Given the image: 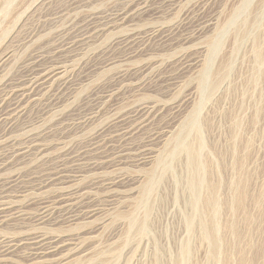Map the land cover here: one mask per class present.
Wrapping results in <instances>:
<instances>
[{"label":"rangeland","instance_id":"374dc122","mask_svg":"<svg viewBox=\"0 0 264 264\" xmlns=\"http://www.w3.org/2000/svg\"><path fill=\"white\" fill-rule=\"evenodd\" d=\"M124 1L0 0V82L18 77L19 67L29 55L51 46L60 35L72 36L73 28L89 15L103 16L123 6ZM145 1L149 10L155 11L152 17L103 32L65 62L66 75L74 79L69 97L37 123L9 135L23 138L26 132L46 131L45 150L10 162L0 171V184L12 174L27 179L30 174L52 171L59 157L65 161L61 156L65 149L81 147L112 113L135 103L146 101L166 108L165 115L171 112L167 107L179 99L180 109L147 162L137 164L131 155L103 170L102 174L120 175L125 180L109 192H93L91 199L98 212L89 219L90 224L79 218L61 225H40L44 237L74 240H67L61 251L45 257L43 263L23 259L25 250L17 248L11 256L13 264H264V0H213L212 6H207L214 11L211 24L199 32L192 23L197 18L183 21L182 14L203 0H179L171 10L163 0ZM179 24L176 38L190 34L184 44L125 59L116 58L127 54L120 45L107 55H114V61L95 64L101 58L99 53L118 36L147 32L154 37L169 34L170 27ZM183 57L194 64L179 72ZM144 59L154 61V71L149 73L152 80L148 78L144 86L131 91L123 85L126 93L117 95L113 109L107 108L91 122L80 119L95 90ZM171 74L176 81L166 87L163 81ZM43 101L28 106L21 117L35 115ZM69 122L74 126L78 122V128L58 134ZM189 144L196 146L202 163L195 191L202 201L216 199V208L203 213L206 218H199L201 205H192L190 199ZM35 192H12L13 205L25 203ZM30 211L24 208L17 217L0 223V236L31 233L35 227L26 225ZM91 224L97 225L92 232L87 229Z\"/></svg>","mask_w":264,"mask_h":264},{"label":"bare ground","instance_id":"6f19581e","mask_svg":"<svg viewBox=\"0 0 264 264\" xmlns=\"http://www.w3.org/2000/svg\"><path fill=\"white\" fill-rule=\"evenodd\" d=\"M178 1L163 0L167 10H171ZM203 1L204 3L201 5L198 4L190 11H184L182 14L183 21L191 22V17L197 18L192 22L195 26L193 29L196 32L209 26L214 16V11L212 12L207 8V6H212L214 1ZM207 12L208 15H206ZM153 14H155V11L149 10L145 0H125L123 6H119L103 16L89 15L81 24L73 28L72 36L66 37L59 34L60 36L55 41L53 40L54 42L51 46H45L46 48L44 47V49L42 48V50H37V52L29 55L19 67L18 71L20 75L18 77H11L5 80L1 78L0 145L4 144V146L0 153V171L6 166L11 165L12 163L10 162H13L19 156L37 155L45 150L43 139L47 133L46 131L32 132L30 134L26 132L23 138H9V135L16 134L18 130L26 128L30 124L37 123L44 113L69 97L74 79L66 75L67 67L65 62L70 61L79 49L89 44L96 36L103 32L113 30L127 23L132 26V23L136 20L140 21L147 17H152ZM180 25L171 26L169 34H154V37L150 33V35H147V32V34L145 32H136L132 36L130 35V37L118 36L105 48L106 51L99 53L98 57L101 58L95 64L98 65L101 62V64H108L114 61V55H107L116 46L120 45L126 49L127 54L124 56L117 55L118 57L116 56V58L125 59L129 57H144L176 43L184 44L190 38V34H180L176 38L175 33L179 30ZM60 27L62 28V26ZM193 62L191 59L181 58L178 65L179 72L194 64ZM153 63L154 61L151 59H144L143 62L132 70L118 72L107 79L99 89L95 90V92L93 91L94 94L88 99V108L80 119L86 123L91 122L105 112L107 108L113 109V102L117 99V95L126 93L125 88H127V91H131L144 86L148 78H151L149 73L154 71V69L152 70ZM174 74L176 75V73ZM155 77L157 76H153V78ZM175 78L173 74L169 75L163 81L164 85L170 87L175 83ZM123 85H126L125 88ZM122 87L124 90H122ZM190 94L191 92L186 94V96ZM41 98H44V101L40 103L38 109L36 108L35 115L32 117L28 115L21 117L25 110L28 109V106H34L37 102H40ZM178 101L168 106L169 109L167 107V112H171H166L167 114L165 115H163V111L166 108L156 107L146 101L135 103L126 109L124 108L125 110L123 111L114 112L106 122L100 124L95 129L94 133H92L93 135L87 138L81 147L73 150L70 147L65 149L61 154V156H64L65 161L62 160V157H59L52 171L38 176L28 174L30 177L27 179L21 178L19 173L4 178L0 184V223L17 217L19 214L16 213L22 211L24 208H30L31 211L29 212L26 225L27 227L34 226L35 228L29 234H19L21 235L19 237L0 236V264H13L11 256L17 253V248L25 250L23 259L34 261V263H43L45 257L61 251L67 240H74L73 238L64 239L61 236L44 237V234L39 230L40 225L44 222L61 225L73 222L79 218L86 220V223L90 224L91 221L89 219L98 212V209L92 203V194L109 192L113 187L122 184L125 180V177L120 175L102 174L103 170L119 165V163L131 158V155H133L132 159L137 164L147 162L154 151L156 143L171 125L172 120H174V116H176L174 114H177L180 109L181 102ZM71 111H69L70 115L73 116L74 111ZM77 116L78 114L74 118L77 119ZM77 128L78 122L75 126L73 123H70L63 127L61 126L58 134H70ZM198 139L200 141V137L197 138V142ZM72 144L75 145L73 142ZM188 146V148H185L187 149V153H191L190 157L189 155L188 157L192 170L189 176V185L193 190L190 199L193 202L192 205L198 206V203L201 205L200 208L202 210L198 212L202 215H199V218L200 216H205L206 218V215H203V213H208L209 210L216 208L214 201L216 199L205 198L202 201L196 193L198 170L202 166V163L201 159L199 160L196 146L193 144H189ZM78 181L82 183H79L77 186ZM213 186L211 188H214ZM12 192L20 194L23 192H35V196L28 198L25 203L15 206L13 205L15 203V196ZM102 195L105 196L106 194ZM83 199L88 200L83 201ZM189 205L191 206V203ZM96 227V224H91L87 229H92L93 231Z\"/></svg>","mask_w":264,"mask_h":264}]
</instances>
